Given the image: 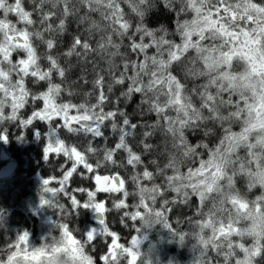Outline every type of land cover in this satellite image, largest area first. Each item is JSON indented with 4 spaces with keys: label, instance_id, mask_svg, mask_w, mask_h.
I'll list each match as a JSON object with an SVG mask.
<instances>
[{
    "label": "clouds",
    "instance_id": "obj_1",
    "mask_svg": "<svg viewBox=\"0 0 264 264\" xmlns=\"http://www.w3.org/2000/svg\"><path fill=\"white\" fill-rule=\"evenodd\" d=\"M82 3L83 9L88 8L83 0H76L77 14L71 20L60 22V39L65 34H70L68 45H71L73 51L75 45L72 40L77 34L86 35L92 44V51L80 57L79 62L72 60L75 75L66 71L60 73L58 65L61 56H57L56 63L51 67L44 68L39 60L48 59L47 47L38 57L36 48L39 45L29 47L25 41L23 46L17 48L7 31L0 36V48L27 51L28 59L21 62L19 71L25 75L31 72L32 76L37 77V85H45L36 93V96L45 99V106L39 110L27 112L24 109L21 112L28 102L29 93L25 91L27 85L20 80L12 81L14 64L10 59H5V66L0 67V137L6 139L0 142H10L9 127L14 126L21 129V134L15 140L26 139L31 130L32 140L40 146L45 164L49 163L53 155L57 158L64 157V162L59 165L62 175L48 177L49 184L45 185V178L37 174L40 178L35 192L37 204L55 212L56 218L51 228L39 235L40 243L37 245L31 240V228L21 226L23 230L15 232V241L0 248V264H180L172 255L167 260L162 258L155 242L150 240L153 234L160 243L167 242L178 248H187L192 258L183 264H235L241 258L235 255L233 247H229L232 243L231 236L250 241V249H255L259 240L264 239V52L256 53L257 71L253 72L249 62L244 61L238 73L245 76L244 86L236 90L243 94L245 115L242 127L236 130L234 136L229 137L227 151L230 152L231 159L223 162V177L215 174L207 176L203 182H197V187L192 186V165L202 155L195 153L194 146L201 145L210 153L212 151L208 145L214 133L202 122L199 125H185L178 130L185 146L179 155L175 150L166 155V159H170L176 169L172 178L165 177L157 182L153 177L149 185H142L133 182L137 175L135 167L131 172L128 170L129 165L142 161L131 159L132 145L123 135V124L135 129V125L131 123V114L126 111L127 105L133 102V97L122 85L119 90L115 89L116 73L120 71L119 65L125 62L135 63V59L129 56L132 37L144 35L158 39L159 36L171 35L173 32L174 29L170 30L164 23L154 25L153 15L166 11L176 16L178 10L185 8L187 0H122L114 3L113 7L123 14L128 24V31L123 33V37L117 35L114 48H108L106 41L102 40V37L111 35L112 26L99 13L91 15L89 21L80 20L79 17L86 14L81 9ZM240 7L239 15L252 17L251 20L246 19L245 28L247 29L248 23H252V28L248 31L264 37V8L253 5L251 0H243ZM91 21H95L98 27L88 33ZM72 23L77 25L75 33H69ZM137 28L140 29L139 33ZM53 71L59 74L58 80L53 79ZM164 71H174L178 79L185 81L186 86L194 83L189 64L178 62L175 68L169 65ZM84 84L88 87L85 88ZM102 87H107L110 92L115 91L113 101L116 105L119 104V99L124 101L125 108H120V115L124 116L123 124L116 121L109 111H105L108 106L106 97L101 100L99 90ZM73 109L74 115L70 114ZM109 120L112 122L109 123ZM133 130L127 132V137L136 145L142 146V139H137V133ZM117 131L121 135L118 136ZM189 134L198 137L195 142L190 139ZM241 135L242 139L239 138ZM110 137H115L114 147L108 146ZM97 140L102 143H97ZM77 145L74 153L73 147ZM190 145L193 150L188 152ZM46 148L50 149L48 153L44 151ZM118 149L123 150L122 156H119ZM193 155L197 156V160L192 159ZM222 156L223 153L217 151L216 158L219 160ZM69 162L70 168L66 167ZM181 168L188 171L180 174ZM74 176H79L84 181L91 180L94 187H71L70 181ZM222 179H226L225 184L221 183ZM53 181L58 184L57 187L52 186ZM241 182L243 188L238 187ZM256 189H259V193L252 195ZM77 194H83L85 198L81 200ZM100 194L107 195L101 199L98 198ZM128 196H135L132 201L135 207L127 203ZM236 201L243 202L247 207L241 209ZM179 207L192 209V215L173 220V208ZM134 215L136 218L132 219ZM73 217L77 222L74 223ZM225 222L234 225L237 231L221 238L219 229ZM185 223L188 224L187 229L182 228ZM0 228L7 232L6 224L0 225ZM119 229L126 230V236L123 237L126 242H122ZM54 231H58L59 235H53ZM24 234H27V240L21 241L19 237ZM113 236L115 244L110 240ZM98 242H102L106 250L93 255ZM41 250L43 254L36 257L35 254ZM210 252L219 259H214L209 255ZM259 260L258 254L251 257L245 255L242 264H254Z\"/></svg>",
    "mask_w": 264,
    "mask_h": 264
},
{
    "label": "snow or ice",
    "instance_id": "obj_2",
    "mask_svg": "<svg viewBox=\"0 0 264 264\" xmlns=\"http://www.w3.org/2000/svg\"><path fill=\"white\" fill-rule=\"evenodd\" d=\"M83 2L87 3L88 8L83 9V3L81 4V9L86 14L79 17L80 20L89 21L91 15L99 13L112 26L111 35L102 37V40L106 41L108 48H114L117 35L123 37V33L128 31V24L123 14L113 7L114 3L122 2V0H83ZM251 2L253 5L264 8V0H251ZM242 3L243 0H210V2L209 0H187L185 8L176 13L175 28L171 35L159 36L158 39L144 35L132 37L133 44L129 56L135 59V63L125 62L118 66L120 71L116 73L117 79L114 87L119 90L122 85L131 93L133 101L139 98L138 114L147 119L141 123L131 121L135 125L134 130L128 124H123L124 116L120 115V108L124 101L117 98L119 104L116 105L113 101L115 91L110 92L107 87L99 90L101 100L107 98L108 107L105 111H109L116 121L123 124L124 138L132 145L131 159L142 161V163L128 166L130 172L133 167L137 171L133 182L149 185L153 177L157 182L165 177L172 178L176 169L170 159H166V155L172 150L179 155L180 150L185 146L183 138L178 135V130L183 129L185 125H199L202 122L206 123L214 133L208 145L212 151L210 153L201 145L194 146L195 153L202 155L199 160L196 155L192 157L193 160H197L192 165V186L197 187V182H203L207 176L215 174L223 177L225 172L223 162L231 159V154L227 151L229 137L235 135V129L242 127L241 122L245 115L243 94L236 91L244 86L245 76L238 75V73L244 61L249 62L253 72L257 71L256 53L264 52V37H258L256 33L248 31L252 28V23H248L247 29L245 28L246 19L251 20L252 17L239 15ZM75 4L76 0H0V36L7 31L17 48L23 46L25 41L28 42L29 47L39 45L36 48L38 57L47 47L48 59L46 61L40 59L39 63L44 68H49L56 63L57 56H61L58 65L60 73L66 71L75 75L72 60L79 62L80 57L92 51V44L87 36L80 34L72 40L75 51L72 50L71 45H68L65 51H60L59 34L62 27L60 22L71 20L77 14ZM97 27V23L91 21L88 33ZM136 31L139 33L140 29L137 28ZM128 35L132 36V33L128 32ZM101 54H103L102 50ZM5 59H10L14 64L15 74L11 76L12 81L20 80L21 83L27 85L25 91L29 93L28 102L20 111L43 108L45 99L36 96V93L45 85L42 83L37 85L35 83L37 77L32 76L31 72L25 75L19 71L22 67L21 62L28 59L27 51L0 48V67L5 66ZM178 62L191 65L194 83L186 86L185 81L178 79L174 71H164L169 65L175 68ZM88 66L91 67V65ZM80 70L83 71V69ZM111 75L110 69L109 76ZM52 76L54 80L59 79L56 71L52 72ZM84 87L87 88L88 85L84 84ZM61 95L67 99L64 93ZM34 96H36L35 99ZM57 102L59 103V100ZM70 114L74 115L75 110L73 109ZM124 115L126 116L127 113ZM56 122L59 123V120ZM111 122L109 120V123ZM130 130L137 133V139H142V146L133 144L132 140L127 137V132ZM116 134L121 135L119 131ZM154 136L162 139V145L153 142ZM169 137H171V146H169ZM239 138L242 139V135ZM3 139L6 137H0V141ZM99 142L97 140V143ZM108 146L114 147L109 141ZM77 147L78 145L73 147L74 153ZM192 150L193 146L190 145L187 151ZM44 151L48 153L50 149L46 148ZM117 151L119 156L124 154L122 149ZM217 151L223 153L219 160L216 158ZM69 165L71 167V162ZM185 171L188 170L181 168L180 174ZM102 175L103 170H101ZM49 182L48 179L43 180L45 185ZM221 183L225 184L226 179H222ZM134 199L135 196H128L127 203L132 205ZM236 203L241 209L247 207L241 201H236ZM132 206L135 207V205ZM135 218L134 215L132 219ZM219 231L221 238H224L235 233L237 228L225 222ZM19 239L27 240V234L21 235ZM110 240L112 244L116 243L114 236L110 237ZM231 241L229 247H233L235 255L241 258L236 260L235 264H242V258L245 255L251 257L257 254L260 260L255 261L254 264H264V239L259 240L255 249H250L246 240L238 239L236 236H231ZM42 254L41 250L35 256L39 257ZM11 259L10 256L9 260Z\"/></svg>",
    "mask_w": 264,
    "mask_h": 264
},
{
    "label": "trees",
    "instance_id": "obj_3",
    "mask_svg": "<svg viewBox=\"0 0 264 264\" xmlns=\"http://www.w3.org/2000/svg\"><path fill=\"white\" fill-rule=\"evenodd\" d=\"M152 21H153V24L156 26H158L160 23H164L166 26L169 27L170 30H173L175 28L176 16L174 13L168 14V13H166V11H161L159 14L153 15ZM76 31H77V25L75 23H72L70 25L69 33H75ZM70 40H71V35L65 34L63 39L60 41L61 49L66 50ZM33 87L35 88V86H33ZM138 103H139V98L137 97L134 99V101L131 104L127 105V107H126V111L129 114H131L130 118H131V121L133 123H141L145 119H147L146 117H142L138 114V108H137ZM121 107L125 108V105L122 104ZM27 112H30V109L27 110ZM152 119H154V117ZM235 130L238 131L239 129L237 128ZM20 134H21V129L15 128L14 126H10L9 132H8V138H9L10 142L8 144L0 142V151H4L6 154L9 155V157L12 156V157L16 158L21 166L26 167V170H27V181H26L27 186H26V188L28 190L37 189V184H39V182H40V178L37 176V174H39L40 177H43L45 179H47L48 177L53 176V175L56 177L61 176L62 173L59 170V165L64 162V157L61 156V157L57 158L53 155L50 157L49 163L45 164L43 159H42V152L40 150V146L32 140L31 130L28 131L26 139L15 140V137L19 136ZM107 134L108 133L106 132V135ZM189 135H190V139H192L193 142H195L196 139L198 138V137H192L191 134H189ZM152 139H153V142L161 143V145H162V139H157V137H155V136ZM130 140H131V138H130ZM73 142H75V141L73 140ZM114 142H115V137H110L109 143L111 146H114ZM99 143H102V142L100 141ZM133 144H135V143L133 142ZM26 145H28L27 148H24ZM205 158H207V157H205ZM22 159H27V162H22ZM40 165H42V166L40 167ZM66 167H70V165H67ZM41 168H43V169H41ZM35 173H36V176L38 178L33 179L32 176ZM70 185H71V187H80V186H84V187L92 186V187H94V185H92L91 181H84L79 176H74V178H72L70 181ZM52 186L57 187L58 184L55 181H53ZM129 186L131 187V182H129ZM71 187L69 188V190H71ZM238 187L243 188L244 187L243 183L242 182L239 183ZM7 188H8V185L6 184L5 180L0 179V200H4V199H2V198H4L3 194L7 190ZM258 193H259V189H256L252 195H255ZM106 195L107 194H100L98 198L103 199ZM77 196L81 200H83L85 198L83 194H77ZM64 202L67 203L66 200H64ZM193 202L195 203V198H193ZM3 207H6V206H0V209H2ZM4 211H5L4 209L0 210V225L6 224L7 225V229H6L7 232H5L4 228H0V248H4V247H6V245L8 243H12L13 241H15L16 238H13V234H15V232L17 230V228L14 225L11 224V226H10V224H9L10 220L7 219V215ZM192 213H193V210L190 208L179 207V208H173L171 215H172V219L175 220L177 217L184 219L187 216H191ZM45 214L51 215L52 222L56 218L55 212L52 210H48L45 208ZM28 217L31 219V214H28ZM13 219H16V220H13V223L19 222L20 224H23V222L25 221V218L23 220H21V217H18V215L13 217ZM73 221H74V223L77 222L75 217H73ZM52 222H50V223L52 224ZM50 223H46L44 225H31V226H33V228H35V229L37 228V231H35L33 238L40 242L39 235L44 234L49 228H51ZM173 226L174 227L176 226L175 223L173 224ZM116 227L119 228V225H117ZM182 228L187 229L188 224L185 223L182 226ZM21 230H23V229H21ZM119 230L122 234V242H126V240L123 238L126 236V230H124V229H119ZM53 235L58 236L59 235L58 231H54ZM150 240L155 242V246H156L159 254L165 260H167L169 258V255H172L175 260H178V261H180V264H183L184 261L192 258V255L190 252H188L187 248H178L175 244H167V242L160 243L159 241H157L155 234L150 236ZM246 242H250V241H246ZM102 250H106V247L102 245V242H98L96 252L93 253V255H96L97 253L101 252ZM209 255L213 256L214 259H219V258H216L215 254L212 252H210ZM233 264H234V262H233Z\"/></svg>",
    "mask_w": 264,
    "mask_h": 264
},
{
    "label": "flooded vegetation",
    "instance_id": "obj_4",
    "mask_svg": "<svg viewBox=\"0 0 264 264\" xmlns=\"http://www.w3.org/2000/svg\"><path fill=\"white\" fill-rule=\"evenodd\" d=\"M19 146V145H18ZM28 145H26L24 148H27ZM1 154L4 156L2 157ZM16 161V167L14 169V172L11 174V176L3 178L2 180H5L6 184L8 185L7 190L4 192L2 199L0 200V206H6L3 207L7 208L6 213L10 215L12 218L18 215V217H21V220L25 218V221L23 224L12 223V225H43L41 221H38L36 217L35 219H31L28 217V214H34V205L37 203L36 199V189L35 190H28L26 188L27 186V170L26 167H23L20 165L18 160L12 156L9 157L8 154H6L4 151H0V169L8 162L10 161ZM22 162H27V159H22ZM4 201V202H3ZM45 209H43L44 211ZM29 221H28V219ZM40 242L36 240V244L38 245Z\"/></svg>",
    "mask_w": 264,
    "mask_h": 264
},
{
    "label": "rangeland",
    "instance_id": "obj_5",
    "mask_svg": "<svg viewBox=\"0 0 264 264\" xmlns=\"http://www.w3.org/2000/svg\"><path fill=\"white\" fill-rule=\"evenodd\" d=\"M32 178L33 179H35V178H38L37 176H36V173L32 176ZM38 185V184H37ZM32 190V189H31ZM30 190V191H31ZM34 214H32L31 213V215H32V219H35L34 217H36V219H38V221H41L42 223H43V225L44 224H46V223H50V222H52V217H51V215H49V214H45V210L43 211V209H45V208H41V207H39L38 206V204L37 203H35V205H34ZM8 208V207H7ZM7 208H4V212L6 213V210H7ZM6 215H7V219H9L10 221H9V224H10V226H11V224L13 223V220H16V219H13L10 215H8L7 213H6ZM34 216V217H33ZM28 219V218H27ZM35 219V220H36ZM28 221H29V219H28ZM30 222V221H29ZM51 224V223H50ZM16 228H17V230H16V232L17 231H22L21 229H23L21 226H23V227H30L31 228V230L30 231H32V236H31V240L33 241V243H35L36 244V239H34L33 237H34V234H35V231H37V228L35 229V228H33V226H31L30 225V223H28V225H14ZM21 228V229H20ZM13 238H16V235L15 234H13Z\"/></svg>",
    "mask_w": 264,
    "mask_h": 264
},
{
    "label": "water",
    "instance_id": "obj_6",
    "mask_svg": "<svg viewBox=\"0 0 264 264\" xmlns=\"http://www.w3.org/2000/svg\"><path fill=\"white\" fill-rule=\"evenodd\" d=\"M3 157L4 155L1 154ZM16 161L13 160L11 162L6 163L1 169H0V179L6 178L11 176V174L14 172V169L16 167Z\"/></svg>",
    "mask_w": 264,
    "mask_h": 264
},
{
    "label": "bare ground",
    "instance_id": "obj_7",
    "mask_svg": "<svg viewBox=\"0 0 264 264\" xmlns=\"http://www.w3.org/2000/svg\"><path fill=\"white\" fill-rule=\"evenodd\" d=\"M41 166H42V165H40V167H41ZM41 169H43V168H41ZM37 224L40 225V223H38V222H37ZM41 228H42V227H41Z\"/></svg>",
    "mask_w": 264,
    "mask_h": 264
}]
</instances>
